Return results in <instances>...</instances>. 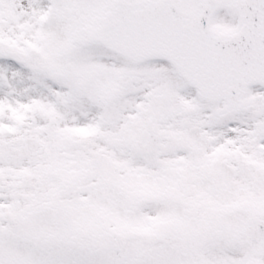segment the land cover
Here are the masks:
<instances>
[{"label":"rangeland","instance_id":"rangeland-1","mask_svg":"<svg viewBox=\"0 0 264 264\" xmlns=\"http://www.w3.org/2000/svg\"><path fill=\"white\" fill-rule=\"evenodd\" d=\"M114 1L0 0V237L13 249L6 258L24 259L33 246L29 264H41L54 244V264L72 254L78 262L69 264H250L238 237L246 216L232 213L264 211V136L256 133L264 82L249 86L246 108L233 113L189 83L175 90L183 78L167 61H132L95 42L101 12ZM181 1L188 10L198 2ZM238 21L225 2L211 26L229 31ZM67 61L80 69L83 90L59 76ZM149 126L182 130L206 157L174 147V138L141 155L132 141ZM47 221L63 229L43 235ZM110 228L137 237L119 252L95 250L91 235ZM204 228L215 237L195 257L188 245ZM161 233L173 241H158ZM47 236L60 242L38 241Z\"/></svg>","mask_w":264,"mask_h":264},{"label":"water","instance_id":"water-1","mask_svg":"<svg viewBox=\"0 0 264 264\" xmlns=\"http://www.w3.org/2000/svg\"><path fill=\"white\" fill-rule=\"evenodd\" d=\"M231 3L239 8L240 26L218 34L208 28L217 0H201L193 15L180 12L170 0H119L97 29V39L137 59H171L204 96L225 99L228 110L239 109L244 88L264 79V0ZM155 9L158 15H148ZM128 238L104 233L93 236V245L106 248Z\"/></svg>","mask_w":264,"mask_h":264},{"label":"flooded vegetation","instance_id":"flooded-vegetation-1","mask_svg":"<svg viewBox=\"0 0 264 264\" xmlns=\"http://www.w3.org/2000/svg\"><path fill=\"white\" fill-rule=\"evenodd\" d=\"M245 247L248 251L254 248L253 254L249 253L247 259L250 264H264V235L260 236L256 241L246 242ZM258 254V255H257ZM6 254L4 253V248L1 247L0 251V264H16L13 259L8 261L6 259ZM246 255L244 251L241 253V257L244 258Z\"/></svg>","mask_w":264,"mask_h":264},{"label":"bare ground","instance_id":"bare-ground-1","mask_svg":"<svg viewBox=\"0 0 264 264\" xmlns=\"http://www.w3.org/2000/svg\"><path fill=\"white\" fill-rule=\"evenodd\" d=\"M160 116L162 117V115L160 114Z\"/></svg>","mask_w":264,"mask_h":264}]
</instances>
